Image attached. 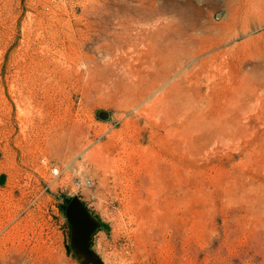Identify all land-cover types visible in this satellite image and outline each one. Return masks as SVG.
Listing matches in <instances>:
<instances>
[{
    "label": "rangeland",
    "instance_id": "rangeland-1",
    "mask_svg": "<svg viewBox=\"0 0 264 264\" xmlns=\"http://www.w3.org/2000/svg\"><path fill=\"white\" fill-rule=\"evenodd\" d=\"M0 264H264V0H0Z\"/></svg>",
    "mask_w": 264,
    "mask_h": 264
},
{
    "label": "water",
    "instance_id": "water-1",
    "mask_svg": "<svg viewBox=\"0 0 264 264\" xmlns=\"http://www.w3.org/2000/svg\"><path fill=\"white\" fill-rule=\"evenodd\" d=\"M65 219L71 229V244L90 261H96L90 249V238L98 224L77 196H72L65 206Z\"/></svg>",
    "mask_w": 264,
    "mask_h": 264
},
{
    "label": "trees",
    "instance_id": "trees-1",
    "mask_svg": "<svg viewBox=\"0 0 264 264\" xmlns=\"http://www.w3.org/2000/svg\"><path fill=\"white\" fill-rule=\"evenodd\" d=\"M70 199H71V197H68V198L65 199V204L61 207L63 213H64V210H65V206L69 202Z\"/></svg>",
    "mask_w": 264,
    "mask_h": 264
},
{
    "label": "built area",
    "instance_id": "built-area-1",
    "mask_svg": "<svg viewBox=\"0 0 264 264\" xmlns=\"http://www.w3.org/2000/svg\"><path fill=\"white\" fill-rule=\"evenodd\" d=\"M55 172H57V170Z\"/></svg>",
    "mask_w": 264,
    "mask_h": 264
}]
</instances>
